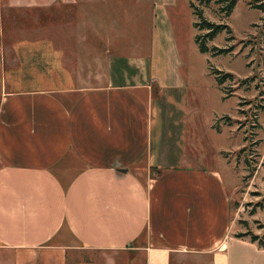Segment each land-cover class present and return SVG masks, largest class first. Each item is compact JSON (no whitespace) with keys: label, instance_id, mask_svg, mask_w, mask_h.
I'll return each instance as SVG.
<instances>
[{"label":"crops","instance_id":"crops-1","mask_svg":"<svg viewBox=\"0 0 264 264\" xmlns=\"http://www.w3.org/2000/svg\"><path fill=\"white\" fill-rule=\"evenodd\" d=\"M174 7L0 0V264H264L202 158Z\"/></svg>","mask_w":264,"mask_h":264},{"label":"rangeland","instance_id":"rangeland-1","mask_svg":"<svg viewBox=\"0 0 264 264\" xmlns=\"http://www.w3.org/2000/svg\"><path fill=\"white\" fill-rule=\"evenodd\" d=\"M232 1L226 15L221 9L227 2L175 0L171 20L184 70L189 69L195 88L189 94L200 112L196 125L202 130L204 119L212 122L211 133H201L206 151L202 158L211 165L226 161L237 183L230 199L232 234L255 236L264 247V0ZM190 3L204 20L225 28L213 38L207 36L209 29L197 30ZM198 35L203 36L205 53L196 43ZM214 49L225 51L215 54ZM216 72L231 78L219 85Z\"/></svg>","mask_w":264,"mask_h":264},{"label":"trees","instance_id":"trees-1","mask_svg":"<svg viewBox=\"0 0 264 264\" xmlns=\"http://www.w3.org/2000/svg\"><path fill=\"white\" fill-rule=\"evenodd\" d=\"M210 1H214L218 4L219 3L223 4V2H227L226 7L221 9L222 10L221 13L224 12L226 15L230 14L232 7H233V4H234V1H232V0H198V2H200V4H206L207 2H210ZM190 8L192 9L193 14L196 16V18L198 20L194 23L195 28L199 31L209 29L210 33L207 35L208 37L213 38L214 35L220 29L225 28V26H223V25H215L213 23H210V22L204 20L202 17V12L200 10H197L196 9L197 7H195V5L193 3H190ZM202 38H203V36L198 35L195 40H196V43L198 45L200 52L205 53L207 51V47L204 45V41ZM224 51L225 50L214 49L215 54H220V53H223ZM215 74H216V78H217L219 85H222L226 79L231 78V75H229V74L220 75L221 73H219V72H216ZM235 237L236 238H245V235L244 234H237V235H235ZM249 240L251 243H257V246L259 248L264 249L263 244H262L263 242L260 241L257 237L251 236Z\"/></svg>","mask_w":264,"mask_h":264}]
</instances>
